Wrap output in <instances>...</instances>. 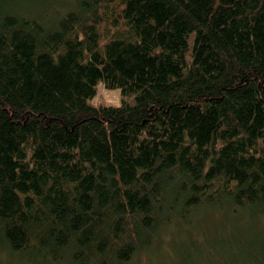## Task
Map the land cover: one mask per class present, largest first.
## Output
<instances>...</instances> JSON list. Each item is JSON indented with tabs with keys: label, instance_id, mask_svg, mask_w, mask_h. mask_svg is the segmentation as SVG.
Masks as SVG:
<instances>
[{
	"label": "trees",
	"instance_id": "trees-1",
	"mask_svg": "<svg viewBox=\"0 0 264 264\" xmlns=\"http://www.w3.org/2000/svg\"><path fill=\"white\" fill-rule=\"evenodd\" d=\"M210 210L264 215V0H0V252L130 264Z\"/></svg>",
	"mask_w": 264,
	"mask_h": 264
},
{
	"label": "rangeland",
	"instance_id": "rangeland-1",
	"mask_svg": "<svg viewBox=\"0 0 264 264\" xmlns=\"http://www.w3.org/2000/svg\"><path fill=\"white\" fill-rule=\"evenodd\" d=\"M121 103V91L119 89L109 90L102 85L98 87L97 95L93 99V104L97 107H119ZM230 217L232 216L220 211L210 210L205 212L197 220L195 228H187L185 225H183L182 229L174 227L173 232L165 234L161 243L156 246V252L153 256L141 253L130 264H252L250 263L252 260L248 258L250 251L246 246L248 242L245 241L243 246H239L235 238L230 237V233L241 238L234 227L238 226L244 237H246L248 229L249 231L253 230L248 232L249 236H253L256 233L264 235V215L251 221L250 226L247 224V229L238 224V222H243L245 218L230 219ZM235 220L239 221L234 223L233 221ZM187 230H189L195 242L197 240V247L186 245L190 244V238L186 234L188 233ZM246 240H254L256 242L258 238L253 237ZM181 252L184 259L182 257L177 259ZM0 264L30 263L24 261L23 258L10 257L9 254L1 251Z\"/></svg>",
	"mask_w": 264,
	"mask_h": 264
},
{
	"label": "clouds",
	"instance_id": "clouds-1",
	"mask_svg": "<svg viewBox=\"0 0 264 264\" xmlns=\"http://www.w3.org/2000/svg\"><path fill=\"white\" fill-rule=\"evenodd\" d=\"M118 91V90H117Z\"/></svg>",
	"mask_w": 264,
	"mask_h": 264
}]
</instances>
